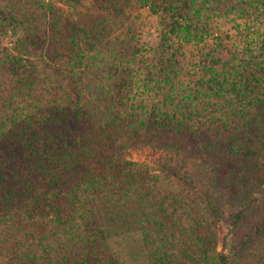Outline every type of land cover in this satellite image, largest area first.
<instances>
[{"label":"trees","instance_id":"1","mask_svg":"<svg viewBox=\"0 0 264 264\" xmlns=\"http://www.w3.org/2000/svg\"><path fill=\"white\" fill-rule=\"evenodd\" d=\"M149 1L92 0L97 15L89 24L93 29L82 31L87 43L108 28L110 34L118 30L127 8L140 9ZM255 1L261 2L191 0V12L199 20L226 16ZM5 8L9 23L0 31H20L21 36L12 48L0 44V262L106 264L107 259L111 264L109 240L139 232L149 264H264V246L248 251L243 244L231 254L210 253L215 240L209 226L225 223L237 230L253 208L249 202L225 217L210 183L169 168L181 191L203 206L210 225L197 214L182 224L129 177L131 162L115 158L139 143H153L203 159L214 170L234 163L253 170L252 162L264 157L256 143L264 132V91L256 99L257 133H235L239 138L228 144L180 120H130L115 100L125 87L124 71L116 74L106 57L87 55L77 46L80 28L62 31L63 38L59 16H50L45 0H9ZM45 24L53 31L48 33ZM132 40L128 26L120 57L111 51L112 59H128ZM101 60L106 64L95 62ZM72 120L83 124L74 142L67 135ZM15 161L28 167L25 176L14 168Z\"/></svg>","mask_w":264,"mask_h":264},{"label":"rangeland","instance_id":"2","mask_svg":"<svg viewBox=\"0 0 264 264\" xmlns=\"http://www.w3.org/2000/svg\"><path fill=\"white\" fill-rule=\"evenodd\" d=\"M45 1L52 9L50 16H59L63 38L66 35L62 31L80 28L82 38H76L77 46L85 49L87 55L106 57L108 67L116 74L124 71L121 79L125 87L118 94L116 83L113 90L118 95L113 98L128 119L180 120L224 144L239 138L235 133L244 137L257 133L256 99L264 91V0L247 2L243 9L226 16H204L200 20L191 12V0H150L140 9L135 5L127 8L122 27L112 34L108 28L102 37L90 38V43L82 31L93 29L90 25L97 14L92 0H77L75 5L62 0ZM7 5L9 0H0V26L9 23ZM45 25L48 33L53 31L49 24ZM128 26L133 35L129 45L132 53L129 60L119 62L112 59L111 51L118 52L120 57V43L126 42ZM20 36V31H0V44L12 48ZM95 62L106 64L102 60ZM68 122L67 135L74 142L82 134L83 124L76 120ZM257 137L260 141L255 142L262 145L259 151L263 154L264 132ZM115 158L131 162L129 177L181 219L182 224L197 214L204 224L210 225L203 206L181 191L169 176V168L210 183L225 217L249 202L253 208L237 230L232 231L225 223L209 226L215 240L211 254H231L229 250H238L243 244L249 246L248 251L264 246V157L256 165L252 162L253 170L237 163L214 170L207 161L188 156L180 149L139 143L117 153ZM23 163L15 161L13 166L25 176L28 167H19ZM109 244V255L114 258L111 264H149L139 232L111 238ZM105 263H109L107 259Z\"/></svg>","mask_w":264,"mask_h":264}]
</instances>
